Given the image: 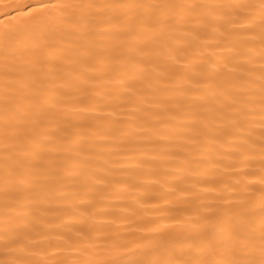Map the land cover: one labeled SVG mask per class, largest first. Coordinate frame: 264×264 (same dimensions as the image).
Instances as JSON below:
<instances>
[{
	"label": "snow or ice",
	"instance_id": "snow-or-ice-1",
	"mask_svg": "<svg viewBox=\"0 0 264 264\" xmlns=\"http://www.w3.org/2000/svg\"><path fill=\"white\" fill-rule=\"evenodd\" d=\"M0 7V264H264V0Z\"/></svg>",
	"mask_w": 264,
	"mask_h": 264
},
{
	"label": "bare ground",
	"instance_id": "bare-ground-1",
	"mask_svg": "<svg viewBox=\"0 0 264 264\" xmlns=\"http://www.w3.org/2000/svg\"><path fill=\"white\" fill-rule=\"evenodd\" d=\"M24 0H0V5H13L15 3H22ZM6 9L0 7V12ZM234 178L225 176L224 183L221 184L214 192H202L201 199L206 205L214 204L221 198H235L239 193H233L231 182ZM249 179H252L249 177ZM142 192L145 190H141ZM149 192L155 190H147ZM142 206V207H141ZM117 208L124 209L118 213V218H115V224L110 225L109 230L119 233L121 242L132 243L138 240L141 229H148L152 227H162L173 225L174 216L177 215V209L171 206H164L161 200L149 199L145 197L140 200L138 205L133 209H128L127 204L116 205ZM203 208H193L190 211H203ZM98 219H113L112 217H101Z\"/></svg>",
	"mask_w": 264,
	"mask_h": 264
}]
</instances>
